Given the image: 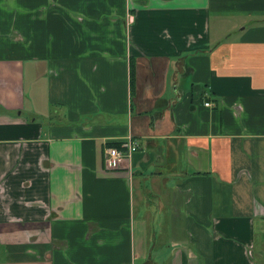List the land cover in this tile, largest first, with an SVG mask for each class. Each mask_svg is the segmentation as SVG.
Returning <instances> with one entry per match:
<instances>
[{
    "label": "crops",
    "instance_id": "1",
    "mask_svg": "<svg viewBox=\"0 0 264 264\" xmlns=\"http://www.w3.org/2000/svg\"><path fill=\"white\" fill-rule=\"evenodd\" d=\"M0 264H264V0H0Z\"/></svg>",
    "mask_w": 264,
    "mask_h": 264
},
{
    "label": "built area",
    "instance_id": "2",
    "mask_svg": "<svg viewBox=\"0 0 264 264\" xmlns=\"http://www.w3.org/2000/svg\"><path fill=\"white\" fill-rule=\"evenodd\" d=\"M206 104L210 105L211 103L206 102ZM138 146V141L132 137H129L120 146H114L108 149L109 159L111 161L122 160L126 156H129L132 152L136 151Z\"/></svg>",
    "mask_w": 264,
    "mask_h": 264
},
{
    "label": "trees",
    "instance_id": "3",
    "mask_svg": "<svg viewBox=\"0 0 264 264\" xmlns=\"http://www.w3.org/2000/svg\"><path fill=\"white\" fill-rule=\"evenodd\" d=\"M111 146H119L120 143L119 142H113V143H110Z\"/></svg>",
    "mask_w": 264,
    "mask_h": 264
}]
</instances>
